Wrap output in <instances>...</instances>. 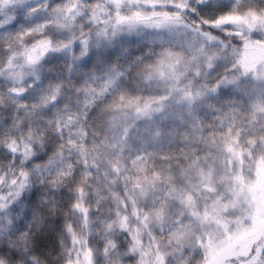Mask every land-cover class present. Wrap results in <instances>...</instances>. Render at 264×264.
<instances>
[{
  "label": "snow or ice",
  "instance_id": "1",
  "mask_svg": "<svg viewBox=\"0 0 264 264\" xmlns=\"http://www.w3.org/2000/svg\"><path fill=\"white\" fill-rule=\"evenodd\" d=\"M41 257L264 264V0H0V264Z\"/></svg>",
  "mask_w": 264,
  "mask_h": 264
},
{
  "label": "clouds",
  "instance_id": "2",
  "mask_svg": "<svg viewBox=\"0 0 264 264\" xmlns=\"http://www.w3.org/2000/svg\"><path fill=\"white\" fill-rule=\"evenodd\" d=\"M58 259H59V253H57L56 256L51 257V261H56ZM25 264H27V262H25ZM32 264H36V261L33 260ZM39 264H50V260H49V258L41 257Z\"/></svg>",
  "mask_w": 264,
  "mask_h": 264
}]
</instances>
